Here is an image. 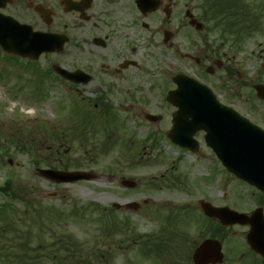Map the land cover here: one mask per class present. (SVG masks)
Instances as JSON below:
<instances>
[{
  "label": "rangeland",
  "instance_id": "rangeland-1",
  "mask_svg": "<svg viewBox=\"0 0 264 264\" xmlns=\"http://www.w3.org/2000/svg\"><path fill=\"white\" fill-rule=\"evenodd\" d=\"M239 1L242 17L250 19L248 23L256 24L249 36L240 40V49L235 48L233 36L229 35L222 41L218 30L209 34V43L228 52L233 74L239 75L237 80L233 76L232 87L228 91L220 90L222 75L214 73L204 77L205 66L199 69L186 59L184 67H181L191 76L201 74L224 104L242 114H249L255 123L260 124L264 122V101L256 98L252 85L258 81L264 82V0ZM184 3L185 9L196 13L195 0H184ZM183 30L187 34L185 47L189 50L187 41L193 37V31L191 33L188 28L187 20ZM190 34L192 37L189 38ZM150 35L151 32L137 27L135 56L140 61V68L134 75L148 93L145 96L136 95V103L127 111L119 106L123 98L107 96L106 100L116 112L118 120L106 122L105 119L110 118L106 115H102L100 120L94 118L91 132L86 137L82 130L78 137L75 136L79 134L77 129L80 127L76 124L82 121L86 111L93 109L92 103L97 95L85 94L81 101L75 93H68L64 79L61 82L54 73L47 75L42 72L48 71L53 62L66 66L64 49L60 53L43 55L36 63L12 58L0 51V187L8 181L18 187V196L33 201L35 195L42 208L66 211L65 216L69 217L61 219L55 229L61 237L81 241L85 246L84 253L90 244L95 245V241H100L99 231L106 218L90 216V219L86 213L82 217H74L69 213L73 204L82 207L91 202L109 209L112 203H124L126 200L141 203L148 199L149 202L141 205L136 212L122 209L116 213L119 219H128L129 231L134 235L152 233L164 222L167 212L177 210L174 212L181 211L185 215L186 224L181 227L188 231L192 244L207 236L211 229L208 223L207 226L202 225L205 221L198 203L200 199L241 212L256 207L257 192L237 183L225 173L212 151L205 146L203 132L196 135L200 144L196 152L180 148L166 137L175 110L165 101L167 90L173 88L170 80L172 72L164 61L165 53L160 54L158 48L147 42ZM176 38H179V34H176ZM158 39L162 40V34L155 38ZM81 59L95 60V57L84 55ZM33 68H38L40 72L29 70ZM97 110L94 112L99 114ZM147 113L160 115L161 119L150 123L144 119ZM72 122L76 124L71 126ZM153 137L156 143H153ZM50 145L52 148L47 149ZM9 159L11 164L8 163ZM36 160L38 165L35 164ZM66 165L71 169L72 165H81V170H90L96 179L56 184L35 172V168ZM122 178L133 179L138 185L134 189L122 188L118 184ZM7 201L0 191V205ZM11 208L16 212L14 223L23 225L18 210H23L24 206L14 202ZM24 225L30 227V244L35 247L38 241L34 233L40 229L30 219ZM220 228L214 231L216 237H221L217 239L222 242V264H259L245 244L247 226ZM44 241L48 243L49 239ZM134 241V245L130 241L131 245L126 249L114 251L104 264H123L127 259L133 264H155L149 256L137 252L140 239ZM180 247L182 252L187 249L184 244Z\"/></svg>",
  "mask_w": 264,
  "mask_h": 264
},
{
  "label": "flooded vegetation",
  "instance_id": "flooded-vegetation-1",
  "mask_svg": "<svg viewBox=\"0 0 264 264\" xmlns=\"http://www.w3.org/2000/svg\"><path fill=\"white\" fill-rule=\"evenodd\" d=\"M195 1L194 14L185 9L184 0H0V15L11 17L36 32L64 36L67 70L71 73L77 70L84 73L70 75L71 80H66L67 91L80 98L85 94L97 95L92 107L100 112L110 107L107 96L118 95L123 98L119 103L120 108L127 111L136 103V95L145 96L148 93L134 75L140 68V61L135 56L137 27L144 32H151L147 42L158 48L160 54L165 53L164 61L172 72L170 80L173 88V78L184 73L182 67L186 59L199 69L205 66L202 73L204 77L221 74L220 90L228 91L234 77L238 79L239 75L233 74L228 52L209 43L210 32L219 31V28L209 25L206 7L216 5H209L212 0ZM220 1L228 6L232 3L231 0ZM187 10L202 27L188 24L190 20L186 18ZM186 20L191 33L193 31V37L188 35L192 37L187 41L189 50L185 47L187 34L183 30ZM161 34L162 40H155ZM176 34H179V38H176ZM219 37L223 41L228 36L219 32ZM84 55H91L95 60L81 59ZM195 76L205 83L201 74ZM242 115L255 123L249 114ZM257 125L264 128V122ZM50 148L52 145L47 146V149ZM236 182L247 185L237 179ZM247 186L257 192L255 205L264 218V191ZM260 262L264 264L262 258Z\"/></svg>",
  "mask_w": 264,
  "mask_h": 264
},
{
  "label": "water",
  "instance_id": "water-1",
  "mask_svg": "<svg viewBox=\"0 0 264 264\" xmlns=\"http://www.w3.org/2000/svg\"><path fill=\"white\" fill-rule=\"evenodd\" d=\"M199 27V25H198ZM54 39L34 33L29 28L17 24L10 18H0V46L8 52L31 59H37L42 51H53ZM56 73L67 77L64 69L53 65ZM178 88L169 93L167 100L178 110L173 118V127L168 137L175 143L194 150L196 147L193 135L198 130H205V141L213 148L218 158L227 169L249 183L264 189V132L241 118L232 109L221 105L205 86L194 80L179 76ZM257 96L264 98V84L255 85ZM154 121L155 117H148ZM11 162V161H9ZM44 177L56 182L71 183L78 180H93L91 172L74 171H40ZM124 187L134 188L137 183L131 179H122ZM136 202L125 204L126 208L136 210ZM119 208L118 204H114ZM204 214L216 218L221 225L251 224L247 234V242L251 248L264 257V226L261 217L254 222L244 214L228 208L212 207L209 203H201ZM256 213V212H255ZM221 244L215 239L204 240L193 252L194 264H217L222 262Z\"/></svg>",
  "mask_w": 264,
  "mask_h": 264
},
{
  "label": "trees",
  "instance_id": "trees-1",
  "mask_svg": "<svg viewBox=\"0 0 264 264\" xmlns=\"http://www.w3.org/2000/svg\"><path fill=\"white\" fill-rule=\"evenodd\" d=\"M208 11L211 12L210 9H208ZM216 18L219 21H216ZM212 20H215V26H221L222 32L231 28L229 32L232 33L233 30L236 37L246 34L248 35L250 29V26L244 22L241 23L237 20L233 24L232 22H228L229 15L226 11H214ZM77 131L80 133V130ZM63 169H66V167ZM17 188L18 187H13L8 181L4 186L0 187V191L2 194L6 195L8 199L7 202L0 205V264H104L107 257L103 255V251L97 241L94 242L95 245L90 244L87 252L84 253L85 246L82 242L72 239L71 247H68V241H61L58 238H54L57 245L55 250H61L63 254H66L65 257L54 254V252L49 253L48 251H46L45 254H41L36 247H32L30 244V235H32L30 227H27L24 224L28 222V219L31 221L34 219L35 223L38 222L37 216L40 217V212L34 209V203L31 199L18 196ZM14 202L21 203L24 206L23 210H18V217L22 216L21 220L24 223L20 226H17L14 223L16 212L11 208L14 205ZM95 211L102 210H100L96 204L90 203L84 205L81 209L74 206L72 214L83 215L86 213L91 217H102ZM10 222L12 224H10ZM180 222L181 220L178 215L168 214L166 216V221L156 232L140 237L138 252L151 256L150 258L162 264H191L188 257L189 254L188 256H184V254L176 253L173 245L175 241L183 240L185 232L180 228ZM127 228L128 224L126 222H114L110 218L107 222L102 223L99 235H104L103 239L107 240L112 236L110 239L111 241L114 236L119 235V240L114 242H118L116 247H114L116 250V248L121 247V242H129V240L134 237L133 235L128 236L127 232H125ZM22 229L26 230V232L23 233ZM122 236L124 239H122ZM164 252H169L168 255H170V258L172 259L163 260ZM123 264L132 263L128 259Z\"/></svg>",
  "mask_w": 264,
  "mask_h": 264
},
{
  "label": "bare ground",
  "instance_id": "bare-ground-1",
  "mask_svg": "<svg viewBox=\"0 0 264 264\" xmlns=\"http://www.w3.org/2000/svg\"><path fill=\"white\" fill-rule=\"evenodd\" d=\"M30 113H32V111Z\"/></svg>",
  "mask_w": 264,
  "mask_h": 264
}]
</instances>
